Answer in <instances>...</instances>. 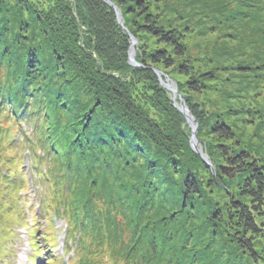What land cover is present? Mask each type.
<instances>
[{"label": "trees", "instance_id": "16d2710c", "mask_svg": "<svg viewBox=\"0 0 264 264\" xmlns=\"http://www.w3.org/2000/svg\"><path fill=\"white\" fill-rule=\"evenodd\" d=\"M161 1L0 0V114L27 143L11 150L30 151L35 174L49 188L59 171L50 172L46 157L60 160L66 188L75 185L72 176L82 166L98 174L102 193L113 202L103 205L106 219L85 204L70 218L79 246L86 232L106 238L108 264H264L258 248L264 243V161L238 140L228 118L234 111L222 114L203 100L220 69L195 60L184 17L174 18L177 24L164 18ZM131 37L138 41L140 67L128 63ZM259 41L264 51V37ZM155 71L183 78L179 95L199 124L197 136L213 169L189 145L191 128ZM246 114L254 118L250 109ZM24 126L33 130L31 137ZM15 140L0 127V217L8 215L12 192L25 181L4 169L13 159L2 148ZM51 182L56 189L59 181ZM156 202L149 217L147 208ZM121 210L130 234L115 243ZM167 250L171 261L163 257Z\"/></svg>", "mask_w": 264, "mask_h": 264}, {"label": "rangeland", "instance_id": "374dc122", "mask_svg": "<svg viewBox=\"0 0 264 264\" xmlns=\"http://www.w3.org/2000/svg\"><path fill=\"white\" fill-rule=\"evenodd\" d=\"M158 5L161 7V12L167 15L164 18L171 19L174 24H177L174 18L179 15L184 17L182 26L189 27L187 45L195 60L205 69L214 67L220 69L216 82L211 84L203 100L214 103L212 106L218 108L222 114L228 113V110L234 111V113L231 112V118L227 117L235 127L238 140L264 161V70H262L264 51L261 50L260 44L254 42L261 41L264 37V0H162ZM122 23L124 27L123 17ZM135 41L137 42L134 46L136 57L138 41ZM130 43L131 47L127 55L128 63L133 67L130 64L129 55L133 47L132 39ZM136 63L138 64L137 61ZM246 65L253 67L251 72L243 71ZM196 67L199 65L197 64ZM165 76L161 73L162 79L159 77L156 79L165 90L164 92L168 93L169 102L177 109L176 106L180 105V100L174 97L173 90L176 89L179 94L177 81H183V78L173 76L177 80L175 81ZM169 84H172L171 88L167 87ZM249 109L254 113V118L251 120L247 119L246 114ZM256 114H259L260 120H257ZM3 116L4 114H0V127H8L11 137L16 138L12 144H5L2 148L4 157L13 159L7 161L4 169L10 176L15 171L20 173L25 181H22L20 189L12 192L13 195L9 201L11 206L6 208L8 215L0 217V264H108L106 238L102 234L99 236V233L86 232L83 233L84 245L79 246L77 240L80 235L76 237L77 231L73 229L74 225L70 218V211L79 210L85 204L94 206L99 219H106L108 209H104L103 205L108 206L113 202L105 198L108 194L102 193L100 189L102 183L97 181L98 174L87 173L82 166L84 174L81 175V172L79 176H72L75 185L66 188L65 180H60L63 178L65 169L61 167L60 160L54 155L51 159L46 157V160H49L46 162L47 165L51 164L48 165L51 173H55L52 168H56L59 174H55L53 178L50 177V180L47 178L44 180L46 182L49 180L51 188L49 184L43 185L35 174L32 157L29 156L31 152L21 149L22 153H20L17 148L11 150L12 145L21 147L20 142L26 148L27 143L20 141L22 137L17 132V127L11 122H4ZM151 119L153 121L152 117ZM154 124H157L156 120ZM24 127L26 132L28 130L27 135L31 137L33 130ZM190 136L189 145H191ZM210 141L216 143L217 140L210 139ZM199 148L205 152L206 147L202 142ZM39 154L41 155V152ZM54 179L59 181L56 189L51 182ZM1 188L3 186H0ZM3 193L0 192V197ZM92 193L95 195H91ZM17 198H20L18 203ZM97 203L102 208L98 207ZM158 205L159 202H156L155 209L150 206L147 208L149 217L155 216ZM15 206L22 211L19 213L23 215L22 218H18ZM167 210L171 215L170 210ZM117 212L120 215H115L117 216L115 222L122 226L114 237L115 243H119L121 239L127 241L130 234V226L123 211ZM178 220H181L183 224L181 217ZM108 223L111 226L113 222ZM193 225L201 231L200 226ZM123 228L126 229L125 233ZM110 238L113 239L112 235ZM203 238L207 239L208 234ZM68 239L71 240L70 243L67 242ZM202 248H204L203 251L206 250L207 245L205 244ZM258 248L264 257V243ZM194 250L198 248L194 247ZM115 253L117 255V251ZM170 253L167 250L163 257L171 261Z\"/></svg>", "mask_w": 264, "mask_h": 264}, {"label": "water", "instance_id": "95a60500", "mask_svg": "<svg viewBox=\"0 0 264 264\" xmlns=\"http://www.w3.org/2000/svg\"><path fill=\"white\" fill-rule=\"evenodd\" d=\"M109 5L116 11L117 13V19H118V22L120 23V25L123 27V23H122V15L120 13V11H118L117 7L112 4V3H109ZM131 39L133 40V47H132V51L131 53L129 54L130 55V64L133 66V67H139L140 65L136 63L134 57H135V51H134V46L136 45V41L133 37H131ZM156 75L160 78H161V73L158 72V71H155ZM168 88H171L172 87V84L169 86H167ZM173 93H174V97L175 98H179L180 100V105L176 106L177 109L185 116L186 120H187V123L189 125V127L191 128V131H192V135H191V147L193 149V151L199 155L201 157V159L203 160V162L205 164H207L210 168L213 169V166L211 164V162L209 161L207 155L205 154V152H203V150L201 148H199V145H200V142L198 140V129H199V125L198 123L196 122L195 118L193 117V115L190 113L187 105L185 104L183 98L177 93L176 89L173 90ZM227 169H223L224 172H226Z\"/></svg>", "mask_w": 264, "mask_h": 264}]
</instances>
